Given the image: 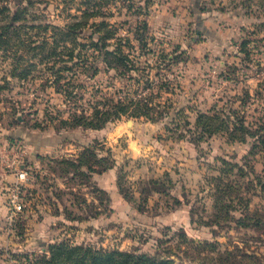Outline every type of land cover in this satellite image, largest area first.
Masks as SVG:
<instances>
[{
  "label": "rangeland",
  "instance_id": "1",
  "mask_svg": "<svg viewBox=\"0 0 264 264\" xmlns=\"http://www.w3.org/2000/svg\"><path fill=\"white\" fill-rule=\"evenodd\" d=\"M72 5L0 0L12 13L29 7L39 16L34 23L60 28L68 13H77L78 5ZM104 11L79 41L98 39L93 24L106 22L117 30L110 50L116 39L129 40L131 48L123 50L137 57L138 75L153 86L145 88L146 80L136 84L131 70L109 69L91 49L92 68L77 63L75 73L63 70L60 83L47 70L27 81L8 76L10 85L0 89V181L6 178L7 210L0 222V264H49L50 246L62 242L195 264H264V197L259 186L247 187L255 175H264L263 155H251L250 138H194L202 113L241 111L247 123L264 117V0H118ZM142 23L145 42L137 37ZM69 80L84 86L77 90L80 105L152 92L162 115H123L98 129L64 125L71 104L61 86ZM102 158L111 169L103 170ZM223 160L247 170L226 177L241 183L245 199L226 200L229 208L215 206L211 183ZM22 172L23 208L10 220L12 190ZM247 210L254 227L236 224Z\"/></svg>",
  "mask_w": 264,
  "mask_h": 264
},
{
  "label": "trees",
  "instance_id": "2",
  "mask_svg": "<svg viewBox=\"0 0 264 264\" xmlns=\"http://www.w3.org/2000/svg\"><path fill=\"white\" fill-rule=\"evenodd\" d=\"M117 1L68 0L69 9L72 8V4L78 5L77 13H68V22L63 28L34 23L38 21L39 16L36 13H31L29 7L12 13L9 7L0 6V73L3 74L2 80L5 84L4 86L0 85V89L10 85L8 76L18 78L20 81H27L30 75L45 70L56 74L55 83H60L63 78V70H72L75 73L74 67L77 66V63L87 66V61L91 59L88 54L90 49L101 54L103 62L109 69L121 68L124 74L131 70L137 73L138 78L133 79L136 84L141 86L140 84H143L146 80L145 88L151 89L153 83L149 77L138 75L141 68L137 57L132 59V56L126 54L123 50L125 46L131 48L129 40L116 39L115 49L110 50L109 42L112 38L114 40L117 32L115 28L107 26L106 22L94 23L95 30L93 32L94 35L99 36L98 39L91 37L90 43L79 41L84 29L91 25L90 22L97 17L106 15L105 7L108 8ZM31 5L33 4L30 3L29 6ZM52 30V35L48 36ZM146 30L147 25L142 23L137 34V37L144 42L143 37H146ZM97 57L94 56L95 59H98ZM69 63L74 65L69 66ZM41 64L45 68L39 70ZM90 68H92L91 65L87 66V69ZM61 87L68 98L67 102L71 104L69 119H61V123L64 125L98 129L105 126L110 120L120 118L123 115L146 116L152 120H158L157 118L162 115L157 111V105L152 104V92L139 99L129 97L128 100L118 101L103 97L99 102L91 100L85 105H80L82 95L77 90L84 88L82 84L77 83L75 80H69ZM244 103L247 104V101ZM222 113L200 114L196 121L194 138L201 141L214 134H224L232 141L246 142L250 138L254 142L251 155L262 154L264 158V117L257 119L256 122L247 123V119L241 114V111L231 110L228 111V114ZM92 153H94V148L89 149V154ZM64 162L67 165H74L72 161L66 160ZM100 162L104 171L111 169V165H109L106 158H102ZM82 164L80 163V165ZM223 164L225 167L220 169V176L213 177L211 183H214L215 186V192L213 193L215 206L224 208L223 204H226L225 207L229 208L231 205L226 200H230L231 203L235 204L242 203L245 199L242 197L241 183L228 181L226 177L229 174H235L237 170L241 174L246 173L247 170L241 165H234L224 160ZM251 168L253 170V167ZM253 178L247 184L248 190H256L259 186V192L264 197V175H255ZM226 185L232 191H227ZM252 217L253 213L247 210L245 218L238 219L236 224L240 227H254ZM255 226L257 225L255 224ZM50 253L49 264H59L60 262H67V264H195L192 260L189 262L183 259L176 261L169 257L137 255L117 250L92 251L67 242L51 245Z\"/></svg>",
  "mask_w": 264,
  "mask_h": 264
},
{
  "label": "built area",
  "instance_id": "3",
  "mask_svg": "<svg viewBox=\"0 0 264 264\" xmlns=\"http://www.w3.org/2000/svg\"><path fill=\"white\" fill-rule=\"evenodd\" d=\"M27 178V173L22 172L18 173L17 175V184L12 190V197L10 199V206H9V218L10 220H13L15 216L18 214L19 211L22 210L23 206L21 204L20 196L18 195V192L20 190L19 186L21 182H23Z\"/></svg>",
  "mask_w": 264,
  "mask_h": 264
},
{
  "label": "crops",
  "instance_id": "4",
  "mask_svg": "<svg viewBox=\"0 0 264 264\" xmlns=\"http://www.w3.org/2000/svg\"><path fill=\"white\" fill-rule=\"evenodd\" d=\"M4 181L6 180V178H3ZM4 181H0V222L6 217L7 215V210H6V206H5V196H4V190L6 185L4 184ZM2 241V236L0 235V242Z\"/></svg>",
  "mask_w": 264,
  "mask_h": 264
}]
</instances>
